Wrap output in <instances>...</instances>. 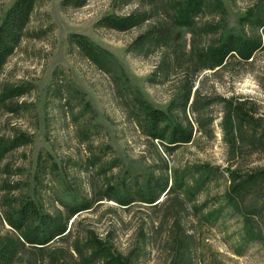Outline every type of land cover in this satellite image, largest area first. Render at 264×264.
Wrapping results in <instances>:
<instances>
[{"label":"rangeland","instance_id":"obj_1","mask_svg":"<svg viewBox=\"0 0 264 264\" xmlns=\"http://www.w3.org/2000/svg\"><path fill=\"white\" fill-rule=\"evenodd\" d=\"M61 1L37 0L0 67V147L20 141L0 155V246L19 238L6 216L31 199L69 232L20 249L14 264H264V184L233 194L228 174L264 169V48L247 63L204 60L228 33L264 42V25L244 20H264V0H203L191 26L178 20L186 0ZM13 2L0 0V22ZM127 16L129 30L102 23ZM153 29L162 40L135 44ZM75 34L106 51L101 65ZM139 101L190 129L191 142L166 153L144 134ZM146 185L153 204L138 196H150ZM84 203L72 216L63 206Z\"/></svg>","mask_w":264,"mask_h":264},{"label":"trees","instance_id":"obj_2","mask_svg":"<svg viewBox=\"0 0 264 264\" xmlns=\"http://www.w3.org/2000/svg\"><path fill=\"white\" fill-rule=\"evenodd\" d=\"M203 0H186L182 13L179 17V22H183L185 26H191L193 18L199 13ZM37 0H14L12 5L5 12L0 22V67L4 64L6 59L12 54L15 46L19 43L25 26L27 25L30 15L35 7ZM85 0H62L61 4L64 6L72 5L73 7H81ZM245 22L250 23V26L260 28L264 25V20L258 22L259 17L248 15L244 17ZM257 22V23H254ZM102 23L109 29L125 31L136 25V18L133 16L127 17H106L102 19ZM165 36L162 30H150L144 37H139L135 44L145 46L150 42H157L162 40ZM73 43L83 53L85 57L97 65H101L104 61L106 51L100 49L98 46L91 43L86 37L82 35H72ZM264 48V42L260 36L252 38L237 35L235 33H228L219 46L214 47L204 56L207 63L206 67L214 69L219 67L229 58H236L237 60L247 63L253 59L254 54ZM24 91L14 89L10 93L17 96ZM9 93V94H10ZM141 110L145 117L143 125L144 134L153 141H157L163 150L172 154L177 148L191 142L192 132L190 129L183 127L181 124L174 122L170 115L161 109L154 108L147 102L139 101ZM237 112L241 115L242 121L250 120L247 112L242 110ZM20 143L18 140H13L9 144L0 147V155L5 150L12 149ZM230 181L233 182V194L238 192L241 194L245 189L255 188L257 191L261 190L260 185L264 184V169H255L247 174H240L239 172H229ZM126 186H124L125 188ZM166 183L160 187L159 193L165 191ZM119 187H112L111 194L114 201L121 205H128L132 197L129 191H121ZM149 197L144 196V191L138 189V196L146 201L148 204H153L157 200V196L152 193L149 186L146 185ZM120 197V198H119ZM67 208L68 213L72 216L80 211L89 208L88 203L80 205H63ZM8 225L18 232L19 238L12 244H3L0 246V264H14L15 257L18 251L26 246L38 247L49 244L55 240H61L69 232L65 222L60 219L44 213L40 207L31 199L22 201L18 208L14 211L13 216H6ZM88 246V244H86ZM85 262L93 263V259H85ZM90 264V263H89ZM99 264H125L116 258H107Z\"/></svg>","mask_w":264,"mask_h":264}]
</instances>
